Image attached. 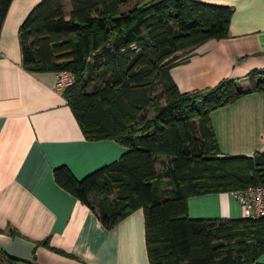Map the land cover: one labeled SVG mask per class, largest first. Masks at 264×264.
I'll return each mask as SVG.
<instances>
[{
    "label": "trees",
    "instance_id": "obj_1",
    "mask_svg": "<svg viewBox=\"0 0 264 264\" xmlns=\"http://www.w3.org/2000/svg\"><path fill=\"white\" fill-rule=\"evenodd\" d=\"M39 0L18 27L21 65L66 71L62 89L88 140L110 138L120 155L76 177L52 168L55 182L111 228L143 211L149 264H264V215L190 216L188 198L264 183V150L219 152L209 113L264 90V71L181 91L170 68L208 38L228 35L232 8L202 0ZM11 0H0V28ZM10 234L16 233L12 228ZM46 243V239L44 241ZM10 263L17 258L0 252ZM31 264V263H30Z\"/></svg>",
    "mask_w": 264,
    "mask_h": 264
},
{
    "label": "crops",
    "instance_id": "obj_2",
    "mask_svg": "<svg viewBox=\"0 0 264 264\" xmlns=\"http://www.w3.org/2000/svg\"><path fill=\"white\" fill-rule=\"evenodd\" d=\"M37 1L11 0L0 28V252L31 264H148L141 208L106 228L53 178L58 165L82 177L116 159L124 146L86 139L61 94L64 87L54 86L55 72L21 65L18 27ZM202 1L231 6L228 35L195 45L170 68L171 78L181 91L224 78L249 87L246 73L264 71V0ZM209 120L220 154L264 150V90L214 108ZM188 206L190 216H240L229 191L191 196ZM257 261L264 263V252Z\"/></svg>",
    "mask_w": 264,
    "mask_h": 264
},
{
    "label": "built area",
    "instance_id": "obj_3",
    "mask_svg": "<svg viewBox=\"0 0 264 264\" xmlns=\"http://www.w3.org/2000/svg\"><path fill=\"white\" fill-rule=\"evenodd\" d=\"M71 82L72 77L66 71L56 73L55 87H66ZM229 192L239 202L242 216L257 217L264 215V183L250 184L242 189Z\"/></svg>",
    "mask_w": 264,
    "mask_h": 264
},
{
    "label": "water",
    "instance_id": "obj_4",
    "mask_svg": "<svg viewBox=\"0 0 264 264\" xmlns=\"http://www.w3.org/2000/svg\"><path fill=\"white\" fill-rule=\"evenodd\" d=\"M0 264H30V263L24 262V261H20V260L7 263V262H5V261H3V260L0 259Z\"/></svg>",
    "mask_w": 264,
    "mask_h": 264
},
{
    "label": "rangeland",
    "instance_id": "obj_5",
    "mask_svg": "<svg viewBox=\"0 0 264 264\" xmlns=\"http://www.w3.org/2000/svg\"><path fill=\"white\" fill-rule=\"evenodd\" d=\"M64 3H65V8H69V5H68V2L66 0H64ZM123 219V218H122ZM120 221V220H119ZM118 221V222H119ZM117 222V223H118ZM143 234H144V245H145V230H144V223H143ZM145 251H146V248H145ZM146 257H147V254H146ZM148 260V258H147ZM149 264V263H148Z\"/></svg>",
    "mask_w": 264,
    "mask_h": 264
}]
</instances>
